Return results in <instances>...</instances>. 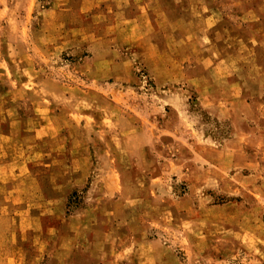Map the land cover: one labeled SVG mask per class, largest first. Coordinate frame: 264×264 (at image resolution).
<instances>
[{
    "label": "rangeland",
    "instance_id": "obj_1",
    "mask_svg": "<svg viewBox=\"0 0 264 264\" xmlns=\"http://www.w3.org/2000/svg\"><path fill=\"white\" fill-rule=\"evenodd\" d=\"M139 237L264 264V0H0V264Z\"/></svg>",
    "mask_w": 264,
    "mask_h": 264
},
{
    "label": "crops",
    "instance_id": "obj_2",
    "mask_svg": "<svg viewBox=\"0 0 264 264\" xmlns=\"http://www.w3.org/2000/svg\"><path fill=\"white\" fill-rule=\"evenodd\" d=\"M135 246L137 247V256L136 258L140 260L138 264H163L162 260L164 257L169 259H174V257L170 253H166L167 246L163 244V246L157 241V240H145L144 237H139L136 241H134ZM101 245V242L98 241H90L89 246L91 249V254L93 257L98 258L97 254L99 253L100 258L99 260L106 261L105 264H112L109 260H115L118 257H121L122 254H126V251L119 252L117 254H114L111 256L109 251H107V245H102L103 248H99ZM106 246V250H105ZM127 247H129L127 245ZM126 248V246H125ZM147 249H149L147 251ZM165 250V254H161L160 250ZM90 251V250H89ZM109 254V255H108ZM165 255V256H164ZM105 256V257H104Z\"/></svg>",
    "mask_w": 264,
    "mask_h": 264
}]
</instances>
